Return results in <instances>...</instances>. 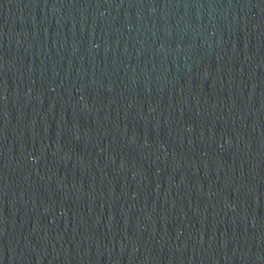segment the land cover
Wrapping results in <instances>:
<instances>
[{
	"label": "water",
	"instance_id": "1",
	"mask_svg": "<svg viewBox=\"0 0 264 264\" xmlns=\"http://www.w3.org/2000/svg\"><path fill=\"white\" fill-rule=\"evenodd\" d=\"M0 264H264V0H0Z\"/></svg>",
	"mask_w": 264,
	"mask_h": 264
}]
</instances>
